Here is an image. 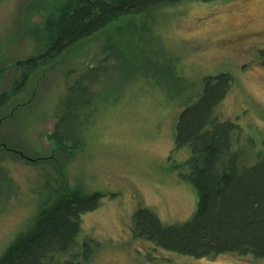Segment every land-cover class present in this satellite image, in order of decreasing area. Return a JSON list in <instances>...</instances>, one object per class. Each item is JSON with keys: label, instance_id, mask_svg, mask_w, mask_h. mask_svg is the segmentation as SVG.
Instances as JSON below:
<instances>
[{"label": "rangeland", "instance_id": "1", "mask_svg": "<svg viewBox=\"0 0 264 264\" xmlns=\"http://www.w3.org/2000/svg\"><path fill=\"white\" fill-rule=\"evenodd\" d=\"M66 1L0 0V97L28 72L17 63L46 50V24ZM110 45L116 46L102 69L114 68L107 70L112 78L97 84L103 93L82 129L85 145L57 149L51 136L68 89L105 60ZM223 72L234 84L217 113L240 126L238 143L252 159L258 152L251 150L264 146V0H185L127 16L36 71L26 90L0 108V143L14 151L0 147V256L65 181L105 197L83 215L73 250L57 256L61 264H264L250 256L194 259L161 249L150 261L145 250L153 245L132 235L139 208L156 212L165 226L194 215L197 191L181 177L190 152L173 150L176 123L201 96L205 78ZM133 75L120 89L123 77ZM85 242L93 248L88 263Z\"/></svg>", "mask_w": 264, "mask_h": 264}, {"label": "trees", "instance_id": "2", "mask_svg": "<svg viewBox=\"0 0 264 264\" xmlns=\"http://www.w3.org/2000/svg\"><path fill=\"white\" fill-rule=\"evenodd\" d=\"M183 1L67 0L57 17L49 18L46 24L50 33L46 50L17 63L28 72L15 83L11 94L0 97V108L26 90L36 71L49 68L63 54L112 22ZM115 46L110 45L105 60L98 67L86 70L68 89L51 136L57 149H78L85 145L82 129L95 115V106L101 103L103 92L97 89V84L112 78L107 70L114 68L103 70L102 65L111 59L110 49ZM125 77L118 83L120 89L136 78L133 75L125 80ZM233 84L229 73L207 76L201 96L178 117L173 150L187 148L190 152L181 165L185 168L181 177L194 185L198 203L192 218L181 225L165 226L149 208L134 212L132 235L135 240L153 245L145 250L150 261L158 259L154 252L159 249L194 259L235 255L264 260V146L260 151L251 150L258 155L249 159L250 151L238 143L240 126L231 120L221 121L217 113ZM87 111H90L89 119ZM248 144L256 148L255 143ZM0 147L14 152L3 143ZM104 197L100 192L71 189L64 181L55 198L50 195L43 199L32 223L0 256V264H61L57 256L73 250L82 231L83 215L98 209ZM83 250V260L88 263L93 252L91 243L85 242Z\"/></svg>", "mask_w": 264, "mask_h": 264}]
</instances>
